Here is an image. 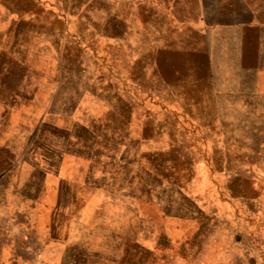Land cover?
I'll return each instance as SVG.
<instances>
[{"label": "rangeland", "instance_id": "374dc122", "mask_svg": "<svg viewBox=\"0 0 264 264\" xmlns=\"http://www.w3.org/2000/svg\"><path fill=\"white\" fill-rule=\"evenodd\" d=\"M0 264H264V0H0Z\"/></svg>", "mask_w": 264, "mask_h": 264}, {"label": "crops", "instance_id": "0c3cea01", "mask_svg": "<svg viewBox=\"0 0 264 264\" xmlns=\"http://www.w3.org/2000/svg\"><path fill=\"white\" fill-rule=\"evenodd\" d=\"M202 8L204 7V3H201ZM251 19H243V20H237L236 18L232 19V20H224V21H220L218 23L215 24H211L207 19H205L203 16L200 17V25L198 26H216L219 30H231V29H238V28H251ZM155 26H159V25H155ZM168 26H178L174 23H170L168 24Z\"/></svg>", "mask_w": 264, "mask_h": 264}]
</instances>
